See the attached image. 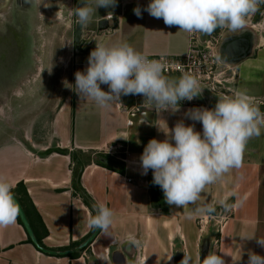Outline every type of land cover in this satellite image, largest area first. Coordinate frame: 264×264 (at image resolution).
I'll use <instances>...</instances> for the list:
<instances>
[{
	"label": "crops",
	"instance_id": "crops-1",
	"mask_svg": "<svg viewBox=\"0 0 264 264\" xmlns=\"http://www.w3.org/2000/svg\"><path fill=\"white\" fill-rule=\"evenodd\" d=\"M74 2V6L80 7L84 0ZM149 2L116 0L115 7L97 9L93 21L82 26V31L90 32L91 40L77 54L74 85L75 73L86 71L89 54L97 44L111 47L127 43L140 53L176 54L186 51L188 33L179 31L178 26L165 25L162 18L149 15L144 11ZM89 4L95 7V0H89ZM137 6L141 8L140 17L133 12ZM103 17L109 19L110 26L99 29L97 22ZM228 34L232 33L223 30L220 42ZM252 39L253 48L262 43L260 38ZM251 55L239 61L241 72L243 67L251 68V59H254ZM164 75L170 79L181 76L176 72ZM247 78L249 80L244 81L251 82V76ZM101 88L106 91L107 87L101 85ZM206 90L191 101H181L178 112L157 114L155 109L149 110L145 106L141 95L138 100L133 95H122L125 110L119 108L116 102L101 108L91 99L79 96L74 88L54 113L51 127L55 141L47 139L38 147L20 136L5 138L0 135V177L15 185V196L23 188L26 189L29 202L22 199L21 205L28 214L26 217L37 243V237H40L44 246L37 247L23 223L17 219L15 224L0 228V264H113L111 254L116 250L124 254L127 264H175L171 245L176 235L170 231L174 229L173 222L170 223L171 214L164 218L156 217L158 212L155 208L159 205L151 202V189L157 185L152 183V176L147 178L142 174L140 157L150 139H166L162 130H166L167 125L171 129L183 120L186 125L194 124L195 130L202 133V124L189 119L186 113L192 108L215 107L218 96L207 94ZM240 90L251 96V86H241ZM261 131L264 144V128ZM50 147L78 152L80 160L90 156L91 161L84 164L78 177L76 159L71 158L68 152H47ZM98 152L117 160L118 156H126L129 161L119 159L122 163L118 166V163L102 157L115 167L108 168L93 161ZM73 168H76L74 174ZM263 172L264 165L260 170L259 180L262 181ZM245 173L251 174V163ZM128 177L131 179L128 180ZM19 182L21 185L17 186ZM223 185L220 180L207 190L212 188L220 195ZM259 187V195L254 199L250 198L249 189L232 199L235 203L242 197L244 203L233 209L231 227L220 235L218 255L223 257L225 264H247L249 251L264 256V247L259 246L255 239L242 240L240 237L254 233L264 238V186L259 183ZM204 201L203 194L195 206L202 207ZM97 203H104L113 210V224L107 234L98 230L87 244L95 231L88 227L87 221L95 215L94 205ZM161 228L165 229L164 234ZM69 252L78 254L71 256ZM185 253L187 250L183 258Z\"/></svg>",
	"mask_w": 264,
	"mask_h": 264
},
{
	"label": "clouds",
	"instance_id": "clouds-1",
	"mask_svg": "<svg viewBox=\"0 0 264 264\" xmlns=\"http://www.w3.org/2000/svg\"><path fill=\"white\" fill-rule=\"evenodd\" d=\"M261 4L264 0H150L144 11L188 34L207 36L217 29L242 34ZM115 6L116 0H95V7L84 0L83 6L75 8L73 14L80 25L86 26L93 21L98 8ZM133 12L141 16L139 6ZM215 59L218 63H228L229 54L217 51ZM101 85H107L108 91L102 90ZM74 88L79 96L91 99L101 108L120 103L122 95H141L145 106L155 109L157 114L180 111L181 101H191L205 89L197 77L188 72L177 79L168 78L163 64L147 59L127 43L111 47L97 44L89 54L86 71L75 73ZM186 116L202 124V133L195 130L194 124L186 125L183 120L171 129L165 121L166 130L157 126L166 139H150L140 157L142 174L146 175L151 169L153 183L162 189L165 201L183 208L198 205L201 194L210 185L222 180L231 170L242 168L248 141L260 136L264 128V111L245 91L218 97L213 109H189ZM14 187L12 182L0 177V228L15 224L20 215ZM218 203L226 210L234 209L244 203V198H238L232 205L227 203V198ZM94 209L95 215L89 217L88 227L107 234L113 224V210L104 203H97ZM198 211L210 214L215 206L207 204L198 207ZM240 237L255 239L264 247V238L254 233ZM180 264H192L191 257L185 253ZM199 264H225V260L211 252L200 259ZM247 264H264V256L249 251Z\"/></svg>",
	"mask_w": 264,
	"mask_h": 264
},
{
	"label": "rangeland",
	"instance_id": "rangeland-1",
	"mask_svg": "<svg viewBox=\"0 0 264 264\" xmlns=\"http://www.w3.org/2000/svg\"><path fill=\"white\" fill-rule=\"evenodd\" d=\"M74 3V0H0V40L8 36L10 28L23 29L26 39V51L19 59L20 62L10 67L9 76L0 77L2 137L20 136L23 137L22 140L38 147L47 139L55 141L51 127L54 113L63 99L72 94L77 54L91 40L88 30L82 31L78 40L74 36L75 21L78 19L73 14V10L78 7L74 6ZM20 4L26 7L21 10ZM248 29L255 39L260 38L262 42L251 51V57L254 58L251 59V68L243 67L241 72L239 62L219 65L213 73L220 77V86L215 85L214 89L209 88L206 91L207 94L218 97L233 96L236 91H243L240 90L241 86L249 85L251 96L259 103L261 111H264V4H261L259 10L250 18ZM219 32L217 30L214 34L219 35ZM212 74L210 73V76ZM249 76L251 82L244 81L249 80ZM261 135L248 141L243 167L225 174L220 195L212 188L201 194L205 195L203 206H215V211L210 214L199 212L198 207L201 205L183 208L175 205L170 207L166 201L161 203L156 198H163V191L158 185H153L151 202L159 205L155 208L159 214L156 217H168L171 214L170 223L173 222L171 225L174 229L171 228L170 231L176 235L171 245L173 257L182 256L187 250L192 264H199L203 246H206L207 252H215L218 255L220 235L231 227L230 217L233 215V208L226 210L218 201L227 198V203L232 205L233 197L240 196L246 189L251 190L250 198L254 199L255 196L258 197L261 189L259 183L261 187L264 186V180H259L260 170L264 165V144ZM120 157L118 159L123 162L129 161L126 156ZM250 163L251 174H247L245 171L250 167ZM144 176L153 177L152 170L149 169ZM233 193L235 195H232ZM164 228H161L163 234ZM160 251L164 252L162 249Z\"/></svg>",
	"mask_w": 264,
	"mask_h": 264
},
{
	"label": "built area",
	"instance_id": "built-area-1",
	"mask_svg": "<svg viewBox=\"0 0 264 264\" xmlns=\"http://www.w3.org/2000/svg\"><path fill=\"white\" fill-rule=\"evenodd\" d=\"M219 35H215L214 33L207 36H201L199 34H188L187 49L183 53L142 54L149 60L159 61L161 64H163L164 73L176 72L179 75H182L184 72H188L196 76L204 88L214 89V86L219 85L221 80L220 77L218 78L217 76H215L213 71L216 70L221 64H228L218 63L215 59V53L218 51V47L220 44L221 31L219 32ZM210 73L213 74L210 76ZM106 91H108V87L106 88ZM133 96L137 100L140 97V95ZM116 104L119 108L123 110L126 109V105L122 101V96L120 98V103L116 102ZM130 179L131 178L128 177V180Z\"/></svg>",
	"mask_w": 264,
	"mask_h": 264
},
{
	"label": "water",
	"instance_id": "water-1",
	"mask_svg": "<svg viewBox=\"0 0 264 264\" xmlns=\"http://www.w3.org/2000/svg\"><path fill=\"white\" fill-rule=\"evenodd\" d=\"M113 25L115 24V20H113ZM98 28L99 29H105L107 27L110 26L109 23V19L108 18H100L97 22ZM112 26V25H111ZM115 26V25H114ZM82 32V25H80L78 23V19L75 21V29H74V36L76 38V40H78V38L80 37ZM253 34H251V31H249V29L242 33V34H228L225 37L222 38L219 47H218V51L221 53H228L229 54V62L228 63H237L240 60L246 58L247 56H249L251 54L252 51V47H253ZM15 200L18 202L21 212H20V219L23 223V225L25 226V228L27 229L29 235L31 236V239L36 243L37 240L33 234V231L29 225V222L27 220L26 214L24 212V209L20 203V201L18 200L17 196H15ZM98 230H95L94 233L88 238V241L92 239V237L94 236V234L97 232ZM112 256V263L113 264H127L125 256L122 252L116 250L113 251V253L111 254ZM208 255V252L206 250V246L202 247L201 250V261ZM183 259L182 256L180 255H176L174 262L175 264H180L181 260Z\"/></svg>",
	"mask_w": 264,
	"mask_h": 264
},
{
	"label": "bare ground",
	"instance_id": "bare-ground-1",
	"mask_svg": "<svg viewBox=\"0 0 264 264\" xmlns=\"http://www.w3.org/2000/svg\"><path fill=\"white\" fill-rule=\"evenodd\" d=\"M23 7H26V5H19V9L22 10ZM24 34L23 29L15 30L10 28L7 33L8 36L0 40V77L9 76L10 67H14L20 62L19 59L26 51Z\"/></svg>",
	"mask_w": 264,
	"mask_h": 264
},
{
	"label": "trees",
	"instance_id": "trees-1",
	"mask_svg": "<svg viewBox=\"0 0 264 264\" xmlns=\"http://www.w3.org/2000/svg\"><path fill=\"white\" fill-rule=\"evenodd\" d=\"M52 150L61 151V152H68L70 154L71 158H73L74 160L76 159L74 163H75L76 167H78V171H77L78 172V177H80V174H81V171L83 169L84 164L89 163L91 161V157L90 156H87L88 158H86V160H80V159H78V156H77V153L78 152H75V151L69 152L68 150H66V148H59V147H56V148H54V147L47 148V152H50ZM96 155L97 156L94 158L93 161L96 162V163H98V164H101L103 166H106L108 168H115V167H113V165L109 164L104 159H108V160H111V161H113L115 163H118V166H119L120 163H122L121 161H119V159L118 160H117V158L114 159L111 156H109L108 154L103 153V152H98V153H96ZM102 157L104 158L103 160H102ZM75 169L76 168H73V170H72L73 174H74ZM151 181L153 183V179ZM20 185H21V182H19L17 184V186H20ZM17 198H18V200L20 201L21 204H22V199L25 200V202L26 201L29 202V198H28L27 191H26L25 188H23L21 190V193L20 194L18 193ZM156 199L159 200V201H161V203L165 202L164 197L161 198V199H159V197H157ZM153 205H156V203L153 202ZM17 219L22 223L20 217H18ZM37 239H38L37 247L43 248L44 246H43L42 242L40 241L41 238L40 237H37ZM89 241L87 242V244L89 243ZM77 254H78V252H69V255H71V256H74V255H77Z\"/></svg>",
	"mask_w": 264,
	"mask_h": 264
},
{
	"label": "flooded vegetation",
	"instance_id": "flooded-vegetation-1",
	"mask_svg": "<svg viewBox=\"0 0 264 264\" xmlns=\"http://www.w3.org/2000/svg\"><path fill=\"white\" fill-rule=\"evenodd\" d=\"M254 48L252 47V50H253ZM200 259H201V256H200Z\"/></svg>",
	"mask_w": 264,
	"mask_h": 264
}]
</instances>
